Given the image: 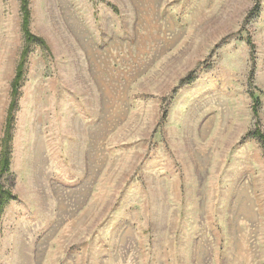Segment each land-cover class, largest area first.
Listing matches in <instances>:
<instances>
[{"label": "rangeland", "instance_id": "obj_1", "mask_svg": "<svg viewBox=\"0 0 264 264\" xmlns=\"http://www.w3.org/2000/svg\"><path fill=\"white\" fill-rule=\"evenodd\" d=\"M28 8L31 41L0 0V264H264V0Z\"/></svg>", "mask_w": 264, "mask_h": 264}, {"label": "trees", "instance_id": "obj_2", "mask_svg": "<svg viewBox=\"0 0 264 264\" xmlns=\"http://www.w3.org/2000/svg\"><path fill=\"white\" fill-rule=\"evenodd\" d=\"M20 11L22 13L21 28H22L23 34H24L26 40L31 41L32 39H34V37L32 34H30V31H29L30 12H29V8H28V0H20ZM18 70L20 71V68ZM19 71L16 74V80L20 76ZM16 82L17 81H15V80L13 82L14 83L13 91L16 89V86H17Z\"/></svg>", "mask_w": 264, "mask_h": 264}]
</instances>
